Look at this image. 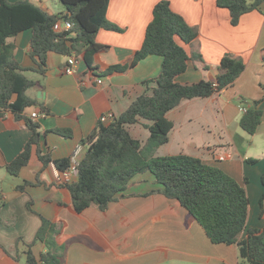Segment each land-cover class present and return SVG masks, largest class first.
Returning <instances> with one entry per match:
<instances>
[{
  "label": "crops",
  "instance_id": "crops-1",
  "mask_svg": "<svg viewBox=\"0 0 264 264\" xmlns=\"http://www.w3.org/2000/svg\"><path fill=\"white\" fill-rule=\"evenodd\" d=\"M30 1L52 15L65 14L58 0ZM161 1H169L172 10L197 34L189 44L176 37L188 55L187 69L176 78L177 83L215 82L223 73L220 64L226 55L241 59L245 70L228 88L208 98L184 100L171 110L166 115L173 124L169 142L155 156L187 155L220 168L247 190L248 229L264 228L260 208L264 196V5L233 26L229 10L219 7L217 0H111L107 18L123 32L98 33L97 42L107 47L95 57L100 69L133 60ZM31 38L32 31L27 30L9 42L16 46L14 56L19 65L33 69L24 74L38 84L27 96L38 105L27 108L24 115L39 126L40 149L52 162L45 166L34 147L19 176L10 175L6 166L23 152L33 133L26 120H17L11 112L0 117V264L26 263L28 245L34 243L41 227L39 215L62 228L60 241L67 245L64 264H240L237 246L213 244L177 200L152 193L161 186L150 172L136 176L127 196L108 210L90 207L82 213L75 211L68 185L59 182L63 172L55 161L71 159L75 153L81 161L87 152L82 141L101 117L114 120L148 91L145 83L161 74L163 58L150 56L128 72L109 77L92 74L80 59L77 72L67 75L63 69L68 57L51 52L47 72L41 75L30 56ZM151 85L149 89L154 88ZM256 101L260 102L262 120L256 133L249 135L240 121ZM40 105L49 112H43ZM33 113H38L36 119ZM145 124L150 122L142 120L129 127L131 135L144 144L150 137ZM77 180L74 177L73 183ZM27 182L25 190L18 191ZM30 202L33 211L28 209ZM246 237L247 230L241 239ZM18 239L22 241L18 243ZM32 251L39 260L46 248L37 243Z\"/></svg>",
  "mask_w": 264,
  "mask_h": 264
},
{
  "label": "trees",
  "instance_id": "trees-1",
  "mask_svg": "<svg viewBox=\"0 0 264 264\" xmlns=\"http://www.w3.org/2000/svg\"><path fill=\"white\" fill-rule=\"evenodd\" d=\"M65 8L64 15H52L44 8L22 0L15 3L0 0V117L6 112L14 114L17 120H26L32 131L23 152L6 166L12 176H19L30 162L34 147L40 161L46 166L52 159L43 155L40 149L39 126L27 119V108L38 102L27 96V91L37 82L25 76L33 69L22 68L15 59V44L9 39L31 30L30 56L45 75L48 69V55L51 52L62 56L75 55L87 66L88 71L98 76H113L126 73L142 60L153 56L163 58L161 74L145 85L148 91L138 96L131 106L111 123H99L92 133L82 141L87 146L85 157L80 161L78 180L69 188L73 207L82 213L90 207L106 211L113 202L125 198L130 182L138 175L152 173L160 189L159 193L168 199L177 200L205 230L215 245L238 247L240 264H264V228L247 227L250 200L247 190L220 168L210 166L200 158L178 155L156 157V151L169 142L173 124L166 115L182 101L208 98L233 85L245 70V63L231 55L221 61L223 72L215 82L202 81L181 85L176 78L187 69L188 55L176 42L179 37L191 43L197 36L194 28L175 13L169 1L159 2L153 11V20L147 27L146 37L131 62L100 69L95 57L107 47L97 42L101 30L122 33L123 29L107 18L111 0H58ZM221 8L229 10L231 24L238 26L242 16L260 10L264 0H217ZM71 24L68 31H57L59 21ZM264 62V54L262 57ZM154 85V88H150ZM260 102H254L240 121L241 128L254 135L261 124ZM43 112L49 111L40 105ZM142 120L150 122L144 127L150 137L144 144L134 138L129 127ZM61 135L69 131L57 130ZM255 163L254 160H249ZM56 167L64 172L70 167V159L55 161ZM264 184V176L262 179ZM26 183L18 187L22 192ZM32 202L28 209L33 211ZM261 216L264 217V196L260 201ZM41 227L33 244L28 245L25 264H64L66 243L60 241L62 228L56 221L42 215ZM247 230V237L241 235ZM22 239H18V243ZM42 243L46 251L38 260L32 248Z\"/></svg>",
  "mask_w": 264,
  "mask_h": 264
},
{
  "label": "built area",
  "instance_id": "built-area-1",
  "mask_svg": "<svg viewBox=\"0 0 264 264\" xmlns=\"http://www.w3.org/2000/svg\"><path fill=\"white\" fill-rule=\"evenodd\" d=\"M71 28V24L66 22V21H59L55 25V29L57 31H68ZM80 64V59L76 57L75 55L68 57L67 63L63 69L64 73L67 75H71L77 72L78 67ZM98 84H102V80L97 81ZM247 110V109H246ZM38 117V113H33L32 118L36 119ZM113 121L112 116H103L100 119V122L103 124H109ZM80 161L77 158V153L74 154V156L70 159V167L63 172L61 177L59 178V182L65 184V185H70L73 183V178L78 177Z\"/></svg>",
  "mask_w": 264,
  "mask_h": 264
}]
</instances>
